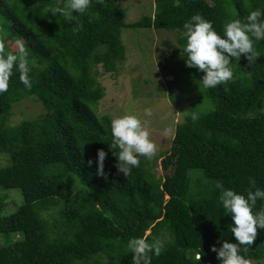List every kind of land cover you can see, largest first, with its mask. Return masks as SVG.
<instances>
[{
    "label": "trees",
    "instance_id": "obj_1",
    "mask_svg": "<svg viewBox=\"0 0 264 264\" xmlns=\"http://www.w3.org/2000/svg\"><path fill=\"white\" fill-rule=\"evenodd\" d=\"M153 5L152 14L127 22L117 0H91L86 13L74 12V21H65L58 12L63 0H0V42L16 53L6 34L22 40L32 82L25 88L14 74L0 94V154L8 155L0 166V188L22 194L21 204L7 214L8 194L0 193V234L8 238L0 245V264H96L102 256L106 264H133L127 249L133 237L163 242L151 264H219L211 246L236 242L216 184L245 193L252 178L264 188V40L254 41L258 56L252 62L243 54L238 63L230 59V81L204 88L203 73L185 63L183 24L198 13L222 33L226 22L244 23L251 11L264 12V0H153ZM127 28L176 32L173 60L182 77H196L211 107L184 115L168 149L140 157L125 176L108 147L112 119L98 115L93 105L104 96L97 67L116 71L125 59L121 33ZM170 67L166 70L173 72ZM26 97L42 111L10 125L13 106ZM98 149L107 153L104 176L96 173ZM71 174L78 178L75 187ZM262 206L257 201L254 211ZM241 255L249 262L264 259V229Z\"/></svg>",
    "mask_w": 264,
    "mask_h": 264
},
{
    "label": "clouds",
    "instance_id": "obj_2",
    "mask_svg": "<svg viewBox=\"0 0 264 264\" xmlns=\"http://www.w3.org/2000/svg\"><path fill=\"white\" fill-rule=\"evenodd\" d=\"M102 2V0H101ZM91 0H63V7L58 9L59 15L65 21H74L73 13L83 15L89 8ZM79 25L73 28L78 30ZM183 53L186 66L196 68L203 73L201 84L204 88H215L227 83L233 78L230 67L231 58L238 63L242 54L248 62L258 56L254 50V41L264 40V12L260 9L251 11L246 22L231 20L222 26L218 33L210 20L200 14H194L183 24ZM27 49L21 44L16 53L5 51L0 42V94L8 90L10 77L18 73L19 81L25 88H31V68ZM145 115L150 116L151 110L145 109ZM193 122L199 119V113L191 114ZM111 142L109 151L116 157V167L119 172L128 176L132 169L140 164V157L151 159L156 153V145L150 139V134L144 121L134 113H125L111 120ZM107 153L98 149L95 163L96 173L104 176V161ZM93 160L87 161L91 166ZM219 190L218 202L224 210V215L231 217L229 230L235 238V243L224 240L220 247L211 246L216 253L219 264H249L241 255L247 251L256 239L257 230L264 229V206L254 211L257 201H264V188L258 187L256 181L249 178V188L240 193L217 183ZM127 249L132 253L133 264H151L153 256H159L164 250V244L159 239L151 242L141 237H133L127 241ZM201 252L196 254L200 261Z\"/></svg>",
    "mask_w": 264,
    "mask_h": 264
},
{
    "label": "rangeland",
    "instance_id": "obj_3",
    "mask_svg": "<svg viewBox=\"0 0 264 264\" xmlns=\"http://www.w3.org/2000/svg\"><path fill=\"white\" fill-rule=\"evenodd\" d=\"M117 5L125 9L127 22L154 12L153 0H117ZM121 39L125 46V59L116 71H104L101 66L97 67L95 77L103 88L104 96L93 105V109L98 115H109L111 119L129 112L136 114L144 121L150 139L156 145L154 157H157L170 146L175 126L183 120L184 115L192 109L206 110L211 104L200 96L197 82L192 80L196 77L188 78L185 73L182 77L180 64L175 63V58L173 60L172 51L179 49L176 32L127 28L122 30ZM6 44L18 50L22 40L12 39L11 35L6 34ZM168 66L175 70H166ZM32 98L26 97L13 106L9 116L10 125H16L24 118L35 117L42 111L41 104ZM145 109L151 110L150 116L145 115ZM7 162L8 155L1 153L0 166ZM154 167L153 170L159 174V159ZM69 180L72 187L78 184V178L73 174ZM0 193L8 194L5 203L7 214L22 202L18 189L0 188ZM6 241L8 238L0 234V245ZM96 264H106V258L102 256L96 260ZM249 264H264V259L250 261Z\"/></svg>",
    "mask_w": 264,
    "mask_h": 264
}]
</instances>
